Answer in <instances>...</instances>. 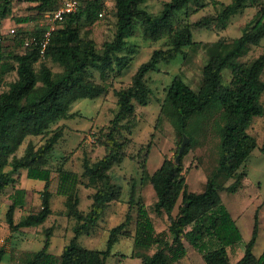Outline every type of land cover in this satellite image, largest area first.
I'll return each mask as SVG.
<instances>
[{
  "label": "trees",
  "instance_id": "obj_1",
  "mask_svg": "<svg viewBox=\"0 0 264 264\" xmlns=\"http://www.w3.org/2000/svg\"><path fill=\"white\" fill-rule=\"evenodd\" d=\"M63 1L0 0V15L12 13L13 3L21 2L30 4L42 17ZM79 1L78 10L69 13L52 32L43 53L41 41L47 25L32 30L20 26L9 41L0 38V64L8 57L14 61L12 68H0V89L10 69L17 75L9 88L0 92V195L4 189L14 186L6 212V221L12 231L39 226L53 213L50 161L68 128L60 121L81 115L71 111V105L81 98L95 99L108 93L109 86L105 81L112 74L122 75L129 68L133 55L140 49L139 43L130 40L137 31V24L141 25L146 39L161 45L138 66L130 84L113 88L116 96L114 117L110 125L99 130L97 140L93 142L97 148L104 149L103 155L96 160L84 156L82 172L67 166L68 156L55 168L57 192L65 196L64 214L72 223V234L63 244L61 253L49 251L53 235V226H50L46 228L42 247L26 254L23 252L18 264H106L113 245L125 237L134 238L138 248L156 246L151 254L142 250L132 254L141 257L143 264H179L188 252L185 241L202 254L206 264H264V251L259 256L254 251L260 231L258 216H255L250 240L241 246V229L223 203L222 187L209 180L202 191L189 190L183 163V155L195 144L188 132L190 122L215 101L220 102L224 113L219 169L230 176L239 175L240 181L243 177L240 169L258 147L249 128L255 117L264 114L261 98L264 53H252L247 59L242 58L251 48L256 49L254 47L264 38V0H234L232 4L220 0H164L160 12L149 11L144 6L147 0H114L112 6H108L106 0ZM211 6L213 10L192 17ZM248 7L256 11L243 26L242 35L200 42L208 53V61L198 90L180 75L166 87L157 123L167 121L176 129L174 157L165 156L161 166L150 172L147 162L151 141L141 145L138 151L142 183L150 182L154 187L155 210L159 215L168 216V230L156 229L145 203L136 199L133 187L123 220L109 229L107 247L83 246L80 237L92 234L105 220L113 203L122 200L123 188L112 181L111 170L115 164L123 162L133 144L132 135L139 123L138 107L147 105L152 99L151 73L159 71L162 62L170 63L180 53L185 56V48L200 44L193 38L195 28H226L232 16L244 14ZM106 9L114 13L116 21L112 38L100 44L84 34L81 25L84 20L95 23L105 15ZM33 19L24 16L16 20L25 24ZM28 38L33 39L26 46ZM54 64L60 69L55 70ZM227 68L230 81L226 85L223 71ZM94 72L99 73L102 81L95 79ZM184 134L189 136V142L180 162L176 163ZM260 150L264 153V144ZM22 170L27 171L28 177L44 181L40 191L42 207L16 221V209L24 205L27 196L26 188L15 185L22 177ZM81 185L92 189L88 209L80 205ZM176 207L178 210L174 214ZM243 246V255L233 261L230 254L235 256L233 251ZM6 253V247L1 245L0 264Z\"/></svg>",
  "mask_w": 264,
  "mask_h": 264
},
{
  "label": "rangeland",
  "instance_id": "obj_2",
  "mask_svg": "<svg viewBox=\"0 0 264 264\" xmlns=\"http://www.w3.org/2000/svg\"><path fill=\"white\" fill-rule=\"evenodd\" d=\"M113 1L106 0V3L108 6H112ZM220 1L226 4L234 2V0ZM30 6L28 3L14 2L12 13L4 17L0 15V38L3 41L6 42L13 38V34L10 32L11 28L24 26V28L32 30L35 27L39 28L49 25L53 9L46 11L41 17ZM144 6L146 7V4ZM212 8L211 6L201 10L193 14L192 17H200L209 10H213ZM255 11L256 9L253 7L246 8L244 14L232 16L227 27L223 29L218 26L213 28H195L193 30V38L200 43L214 42L221 37H239L243 33V26L252 18ZM24 16H31L34 19L25 24L16 20L18 17ZM115 21L114 13L106 9L105 15L100 17L95 23L90 24L84 20L81 25L82 32L102 44L106 39L112 38V27ZM136 28L137 31L130 40L139 43L140 49L133 55L129 68L122 75L112 74L105 81V84L109 86L108 93L95 99L85 97L75 101L71 105V111L80 112L81 115L60 121L61 124L68 126V128H66L64 138L57 144L51 155L50 165L53 168V177L50 189L53 192L51 199L53 213L49 218L39 226L22 227L19 230L12 231L6 221V212L11 202L9 196L14 186L11 185L2 191L0 195V246L4 245L7 253L1 264H18L23 252L26 254L40 249L46 237V228L50 226H53V235L49 251L55 254L61 253L63 244L71 236L72 223L68 221L64 214L65 196L57 192L58 175L55 168L64 157L68 156L67 166L82 172L84 156L87 155L96 160L103 155L104 149L97 148L93 145V142L97 140L99 130L110 125L114 117L116 96L113 88L130 84L132 75L138 66L150 57L155 47L161 45L158 41L146 39L142 34L140 24H137ZM254 48L256 49L251 48L247 56L242 59H247L252 53L256 55L264 53V38L261 44ZM185 51V56L184 53H180L170 63L162 62L159 65L160 70L151 73L152 99L147 105L138 107L139 123L132 135L133 144L128 148L127 156L123 162L115 164L111 170L112 181L123 188L122 200L113 203L105 220L101 222L92 234L80 237V243L83 246L97 249H105L107 247L109 229L123 220L126 204L133 187L136 191V199L140 198L143 200L156 229L159 231L168 230V216L166 214L159 215L155 210L157 196L154 187L150 182L142 183V167L138 151L141 145H146L151 141L147 162L150 172L156 171L161 166L165 156L173 158L175 155L177 147L176 129L167 121H163L160 124L157 123L166 87L172 82L174 77L180 75L191 87L198 90L203 80V68L208 61V53L201 43L193 48H185ZM13 65L14 61L8 57L3 64H0V68L2 66L4 68H12ZM53 68L59 70L60 66L54 64ZM16 77V71L10 69L4 77L0 92L7 90L10 82ZM94 77L97 81H102L98 72H94ZM223 79L226 85L229 84L230 70L228 68L223 71ZM261 98L264 105V91ZM223 124L224 113L219 101H215L202 115L196 116L190 122L188 132L194 138L195 144L189 152L183 155L188 189L191 191H202L209 180L222 187L220 193L223 203L236 218L241 229V246L250 240L255 216L257 215L260 231L254 251L256 255H260L264 251V153L260 150V147L264 144V114L255 117L253 124L249 128L250 133L256 138L258 147L240 169V172L243 173L240 181H238L239 175L230 176L218 167L221 155V128ZM21 172L22 177L15 185L26 188L27 196L24 205L16 209V221H19L26 213L37 211L42 207L40 191L44 187V181L28 177L26 170ZM91 192V188L80 186V205L84 209H88L92 202ZM180 202L181 200H179L178 205ZM177 207L173 211L174 214L177 213ZM185 246L188 252L179 264H206L202 254L189 242L185 241ZM239 248L240 256H242L244 246ZM140 250L151 254L156 250V246H151L148 249L138 248L134 238H122L113 245L112 254L107 258L106 264H143L141 257L132 255L135 251ZM238 258L237 256L231 257L233 261Z\"/></svg>",
  "mask_w": 264,
  "mask_h": 264
},
{
  "label": "built area",
  "instance_id": "obj_3",
  "mask_svg": "<svg viewBox=\"0 0 264 264\" xmlns=\"http://www.w3.org/2000/svg\"><path fill=\"white\" fill-rule=\"evenodd\" d=\"M80 1L79 0H64L62 4L53 10L51 18H50V23L44 33V37L41 41V52L43 53L49 38L52 34L53 31H55L59 25L65 20L66 16L69 13L76 12L79 8ZM99 15H102V12L99 13ZM16 31V28H11L10 32L14 34ZM33 38H28L25 42V45L28 46Z\"/></svg>",
  "mask_w": 264,
  "mask_h": 264
},
{
  "label": "crops",
  "instance_id": "obj_4",
  "mask_svg": "<svg viewBox=\"0 0 264 264\" xmlns=\"http://www.w3.org/2000/svg\"><path fill=\"white\" fill-rule=\"evenodd\" d=\"M163 1L164 0H147L146 1V8L151 11V12H160L163 8ZM240 248H238V250H236V252L233 251V253L235 254V256L241 257V253L239 251ZM244 253V252H243ZM231 257H234V255L230 254ZM243 255V254H242ZM259 256V255H257ZM239 259V258H238ZM237 259V260H238ZM236 261V260H235Z\"/></svg>",
  "mask_w": 264,
  "mask_h": 264
},
{
  "label": "water",
  "instance_id": "obj_5",
  "mask_svg": "<svg viewBox=\"0 0 264 264\" xmlns=\"http://www.w3.org/2000/svg\"><path fill=\"white\" fill-rule=\"evenodd\" d=\"M188 142H189V137H188L186 134H184V138H183V141H182V143H181V146H180L179 152H178V154L176 155V158H175L176 163H179V162H180L181 157H182V155H183V153H184V150H185L186 144H187Z\"/></svg>",
  "mask_w": 264,
  "mask_h": 264
}]
</instances>
